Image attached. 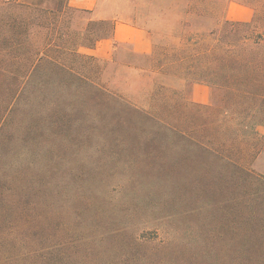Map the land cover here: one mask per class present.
<instances>
[{"label": "trees", "instance_id": "16d2710c", "mask_svg": "<svg viewBox=\"0 0 264 264\" xmlns=\"http://www.w3.org/2000/svg\"><path fill=\"white\" fill-rule=\"evenodd\" d=\"M214 13L207 0H147L151 54L103 61L79 48L110 37L112 21L68 0H0V210L26 224L43 161L96 125L104 146L196 150L205 175L238 190L210 232L223 237L221 264H264V174L251 168L264 154V2L247 21ZM193 83L209 86L208 103L189 100Z\"/></svg>", "mask_w": 264, "mask_h": 264}, {"label": "rangeland", "instance_id": "374dc122", "mask_svg": "<svg viewBox=\"0 0 264 264\" xmlns=\"http://www.w3.org/2000/svg\"><path fill=\"white\" fill-rule=\"evenodd\" d=\"M261 2L207 0L225 19L230 8L242 7L252 17ZM79 129L82 135L71 141L70 134L56 162L43 161L46 188L33 192L41 201L29 221L1 208L0 264H221L223 237L210 232L223 224L227 199L238 192L233 184L226 188L221 177L205 175L209 165L196 150L183 155L118 140L104 146L99 135L106 132L98 126ZM258 131L264 134V126ZM251 168L264 174V154Z\"/></svg>", "mask_w": 264, "mask_h": 264}, {"label": "crops", "instance_id": "0c3cea01", "mask_svg": "<svg viewBox=\"0 0 264 264\" xmlns=\"http://www.w3.org/2000/svg\"><path fill=\"white\" fill-rule=\"evenodd\" d=\"M71 7L88 10L95 20L113 22L110 37L101 38L92 47H80L79 51L92 55L99 60L112 61L137 60L139 56L151 54L154 48V37L145 22V0H68ZM233 11L237 13L233 15ZM252 10L242 7L238 10L229 9L227 19L246 21L251 18ZM172 87L183 91V82L172 84ZM189 100L205 104L210 100V88L204 83H193L189 88Z\"/></svg>", "mask_w": 264, "mask_h": 264}]
</instances>
